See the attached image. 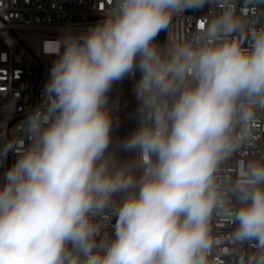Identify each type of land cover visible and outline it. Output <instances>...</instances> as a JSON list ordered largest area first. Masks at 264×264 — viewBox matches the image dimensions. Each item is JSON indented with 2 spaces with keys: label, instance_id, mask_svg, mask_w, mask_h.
<instances>
[{
  "label": "clouds",
  "instance_id": "9594fccd",
  "mask_svg": "<svg viewBox=\"0 0 264 264\" xmlns=\"http://www.w3.org/2000/svg\"><path fill=\"white\" fill-rule=\"evenodd\" d=\"M102 2L44 41L41 99L0 147V264H264V0Z\"/></svg>",
  "mask_w": 264,
  "mask_h": 264
},
{
  "label": "built area",
  "instance_id": "2783aa9c",
  "mask_svg": "<svg viewBox=\"0 0 264 264\" xmlns=\"http://www.w3.org/2000/svg\"><path fill=\"white\" fill-rule=\"evenodd\" d=\"M7 8L0 13V147L15 133L31 108L41 99L44 80L47 77L52 57L42 51L43 43L59 34V29L72 23L86 27L102 19V0H5ZM209 12L208 7L189 10L181 17L174 18L177 30L188 27L195 31L196 22ZM161 32L157 42L166 40ZM49 50L54 46L49 44ZM136 78H139L137 73ZM134 81L126 78L113 86L112 100H118L114 115L118 127L114 137L130 135L138 126L135 118L137 102L133 95ZM264 150V140L258 144ZM10 165L16 159L9 153ZM122 161L130 160L134 154L119 151ZM235 163V161H234ZM7 167V161L4 164ZM2 171V169H0ZM117 196L116 199H121ZM115 218L108 222L105 229L111 236ZM224 230H227L221 225Z\"/></svg>",
  "mask_w": 264,
  "mask_h": 264
},
{
  "label": "water",
  "instance_id": "95a60500",
  "mask_svg": "<svg viewBox=\"0 0 264 264\" xmlns=\"http://www.w3.org/2000/svg\"><path fill=\"white\" fill-rule=\"evenodd\" d=\"M9 139V137L7 136V140ZM10 165V156L8 154V157H7V167Z\"/></svg>",
  "mask_w": 264,
  "mask_h": 264
}]
</instances>
